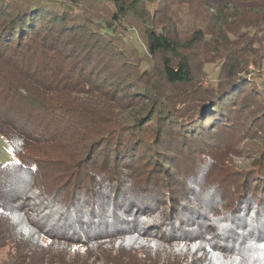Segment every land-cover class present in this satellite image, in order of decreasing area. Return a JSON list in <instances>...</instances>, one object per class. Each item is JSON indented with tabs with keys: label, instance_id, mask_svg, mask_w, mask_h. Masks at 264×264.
Here are the masks:
<instances>
[{
	"label": "trees",
	"instance_id": "16d2710c",
	"mask_svg": "<svg viewBox=\"0 0 264 264\" xmlns=\"http://www.w3.org/2000/svg\"><path fill=\"white\" fill-rule=\"evenodd\" d=\"M70 1L0 0V134L17 159L0 163V264H128L157 240L264 264V137L247 163L223 159L264 136V0H104L106 17Z\"/></svg>",
	"mask_w": 264,
	"mask_h": 264
},
{
	"label": "rangeland",
	"instance_id": "374dc122",
	"mask_svg": "<svg viewBox=\"0 0 264 264\" xmlns=\"http://www.w3.org/2000/svg\"><path fill=\"white\" fill-rule=\"evenodd\" d=\"M45 2H57L64 5L66 8L70 9L71 11H75L77 5L72 3L70 0H42ZM79 3V6L83 9L84 12H95L97 13V17L102 15L106 17V14L109 13L108 9L110 6L106 4L104 0H75ZM153 6H149L148 9L152 10L155 5L157 6L158 2L153 3ZM78 7V6H77ZM180 16L181 21L178 20L179 27L181 28L184 24L190 21V14L189 9L186 6H181ZM174 8H172L173 10ZM198 10V9H197ZM199 11V10H198ZM213 11V10H212ZM214 12V11H213ZM215 14V13H214ZM206 19V18H205ZM197 24L201 25L204 23L203 13L196 16V21L193 24L197 27ZM124 36V41L127 42L129 45H132L140 55L145 53L144 46L142 44L140 34L134 27L127 28L122 32ZM208 37V36H207ZM145 64L142 65L145 68ZM219 70V63L207 65L205 71L209 76V80H214ZM260 75L262 76L258 82L261 80L264 81V60L262 62V68L260 71ZM258 137H264L261 133H257L253 138L241 140L236 143V147L234 149H238L237 151L232 150L230 153L225 152L223 154L224 165H227L228 168L235 169L238 166L247 163V153L249 149L253 146H256L258 141ZM17 161L16 157L14 156L12 149L6 139L0 134V163L6 164ZM163 241V240H162ZM43 243H49L53 245L50 240L42 239ZM163 243V242H162ZM160 240L155 241V243H146L139 248H135L137 246H131V248L139 249V250H146L147 252H140V254L135 253L131 261L128 264H204L205 257L207 256L206 253L202 252L203 246H199L194 248L193 245L190 243H184L183 246L179 243L170 244L168 240H165L162 246ZM129 248V246H126ZM69 253H73L74 251H84L85 247L81 244H76L70 247ZM11 248L6 247L5 249L0 251V261L6 258L7 254L10 253ZM70 254V255H71ZM135 256V257H134ZM41 264H50V262L46 259L45 262H41ZM100 264V263H96Z\"/></svg>",
	"mask_w": 264,
	"mask_h": 264
}]
</instances>
